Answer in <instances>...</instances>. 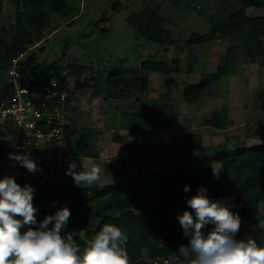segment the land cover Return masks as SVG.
Segmentation results:
<instances>
[{
    "label": "trees",
    "instance_id": "16d2710c",
    "mask_svg": "<svg viewBox=\"0 0 264 264\" xmlns=\"http://www.w3.org/2000/svg\"><path fill=\"white\" fill-rule=\"evenodd\" d=\"M193 1L196 7L197 0ZM218 2L217 10L225 13L226 19L214 22L205 34L192 32L185 39L173 35L172 27L167 26L168 18L150 4L125 15L133 37L153 47L154 51L159 46L166 58L171 48L183 44L191 46L228 39L232 46L214 70L207 71L196 83L180 81L184 84L183 91L179 99L174 100H182L188 107L201 97L212 95L214 85L220 83L224 74L235 72L238 66L236 56L231 57L233 49L238 57L264 66V0H239L238 7L229 0ZM5 3L12 7L6 17L3 16ZM119 7L120 1L112 5V8ZM80 13L81 5L77 6L73 0H0V97L11 96L16 82L42 88L51 80H57L59 90L68 93L65 141L75 157L69 158L67 169L72 161L80 164L77 157L93 158V164L98 166L96 159L103 156L102 146L93 139L92 131L76 124L72 106L76 92L92 88L96 97L128 100L133 93H144L149 89V71L169 74L178 70L179 61L172 60L174 65L170 66L152 52L140 55L137 67L123 73L116 60L107 67L99 61L95 65V59L86 60V50L69 53L71 37L62 36L60 29L72 24ZM10 16L13 20L5 22L4 19ZM101 30L109 32L108 28ZM40 42H44L43 45L37 51L33 50ZM42 53L46 55L43 57ZM12 59H18V80L8 73ZM84 74L87 75L83 78ZM163 94L155 100L166 105L172 100L167 93ZM254 102L264 114V89L256 93ZM162 114L142 108L121 111L126 123L120 127L126 129L131 138L126 154L118 155L125 167L124 170L116 169L117 156L116 160L104 164L105 171L116 180L97 181L91 187L81 188L66 174L59 182L43 186L15 179L21 186L34 187L37 221L60 208L70 209L71 217L62 235L71 234L81 252L90 246L104 225H116L128 237L124 247L130 264H145L147 260L159 257H178V247L187 245L188 238L183 235L178 217L187 209L189 196L195 195L197 188L203 186L210 199L235 204L231 210L242 220L236 239H244V232L264 217L261 210L264 207V121L261 118L256 122L247 121V136L237 138L231 145L205 146L198 130L187 128L177 133L148 130V118ZM205 125L214 132H222L234 125V121L222 111L207 117ZM250 136L256 141L247 144ZM113 139L120 141L122 136L117 133ZM153 161L158 166L153 167ZM213 162H221L224 166L219 179L212 175ZM80 168L78 170H84L82 166ZM186 184L191 191H183ZM192 214L195 218V213ZM211 227L207 226L205 232ZM25 230L27 226L21 229L22 232ZM251 236L258 246H264V226L255 227Z\"/></svg>",
    "mask_w": 264,
    "mask_h": 264
},
{
    "label": "rangeland",
    "instance_id": "374dc122",
    "mask_svg": "<svg viewBox=\"0 0 264 264\" xmlns=\"http://www.w3.org/2000/svg\"><path fill=\"white\" fill-rule=\"evenodd\" d=\"M77 6L81 5V13L70 25L61 26L62 36L70 35L69 53L76 52L78 49L86 50V60H94L109 67L116 60L120 63L123 73L129 68L137 67L140 55L156 52L159 58L165 59L170 66L172 60L178 59V70L169 74H159V72L149 71V89L144 93H133V96L126 99H104L103 96L96 97L92 94V88L86 91L76 92L72 103L74 118L78 126H86L92 131V137L102 146V155L96 159L98 166L101 167L100 182L106 180H116L105 171L106 161L116 160L119 154H126L127 146L131 138L128 137L127 130L120 125L126 121L121 117L122 110H155L163 112L162 115L150 116L147 120V128L151 131L177 133L185 129L198 130L202 134V141L205 146H216L217 144H233L237 138L247 136L248 128L246 122L264 121L263 112L254 102L257 92L264 89V66L260 62L252 63L249 60L236 55L233 49L231 53L236 56L237 68L234 73H226L222 76L220 83L213 87L212 95L201 97L200 101L194 105H185L178 97L181 96L184 84L180 81L190 80L193 83L200 81L203 74L214 70L217 63L222 60V55L229 46L228 39L209 40L207 43L188 46L181 45L179 48H171L167 53V58L160 51V47H153L134 38L133 33L129 32L125 15L132 10L140 11L144 5L150 4L160 10L168 18V25L172 27L175 35L179 39H185L192 32L205 34L209 32L214 22L226 19V14L217 10L220 2L218 0H197V8L192 3L193 0H73ZM81 1V3H80ZM118 1L121 7L112 8ZM237 7L239 0H229ZM194 2V1H193ZM205 6H207L205 8ZM202 7V8H201ZM12 7L7 3L3 7V16L11 13ZM5 22L13 20V17L5 18ZM102 28H108V34ZM44 42L37 43L33 50L37 51ZM47 45V44H44ZM63 45V43H62ZM49 48V47H48ZM98 54V55H97ZM46 53H42L44 57ZM103 59V61H102ZM99 70V69H98ZM87 74L83 75V78ZM159 79V81H158ZM103 81V77L101 78ZM72 84V79H71ZM159 85V87H158ZM161 85V88H160ZM72 86V85H71ZM161 93V94H160ZM167 93L171 99L164 105L161 101L155 100L159 96ZM176 97V98H175ZM165 102V101H164ZM226 111L229 118H232L234 125L225 131L214 132L205 125L207 117L215 112ZM124 123V124H125ZM112 125L110 127L108 125ZM120 134L122 139H113L115 134ZM172 133V134H173ZM256 141L254 137H247V144ZM152 142V137L151 141ZM126 157V156H123ZM8 158L3 157L2 159ZM79 163L91 167L93 158L77 157ZM82 162V163H81ZM153 167L158 164L153 161ZM124 163L118 157L116 169L124 170ZM81 170V168H80ZM98 181V182H99ZM192 196H189L191 198ZM187 210L191 209L187 207ZM264 214V207H261ZM21 219V218H19ZM264 226V217L254 223L251 229L244 232V239H252L255 227Z\"/></svg>",
    "mask_w": 264,
    "mask_h": 264
},
{
    "label": "clouds",
    "instance_id": "9594fccd",
    "mask_svg": "<svg viewBox=\"0 0 264 264\" xmlns=\"http://www.w3.org/2000/svg\"><path fill=\"white\" fill-rule=\"evenodd\" d=\"M9 159L30 173L42 171L29 153H10ZM80 166L72 161L65 173L76 186L88 188L101 179V167L82 163L80 171ZM211 170L219 179L224 166L213 162ZM183 191H191L190 186L184 185ZM34 192L33 186H21L12 176L0 178V264H130L124 247L128 237L120 227L104 225L81 252L71 234L62 235L70 209L60 208L38 222ZM187 205L195 218L187 209L178 217L188 243L178 247V257L169 256L171 264H264V246H258L255 239H236L242 220L231 210L234 203L210 199L207 189L200 186ZM207 226L212 227L205 232Z\"/></svg>",
    "mask_w": 264,
    "mask_h": 264
},
{
    "label": "built area",
    "instance_id": "2783aa9c",
    "mask_svg": "<svg viewBox=\"0 0 264 264\" xmlns=\"http://www.w3.org/2000/svg\"><path fill=\"white\" fill-rule=\"evenodd\" d=\"M17 60L12 59L8 68L15 80L19 78ZM67 94L59 90L57 80H51L42 88L16 82L11 96L0 97V178L12 176L42 186L63 179L69 158L75 157L65 141ZM17 152L29 153L42 171L30 173L9 159L10 153ZM166 261L171 264L168 257L147 260L145 264Z\"/></svg>",
    "mask_w": 264,
    "mask_h": 264
}]
</instances>
